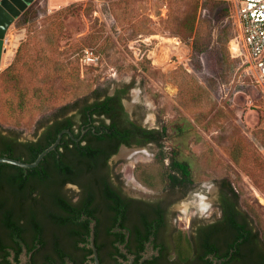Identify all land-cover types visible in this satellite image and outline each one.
Listing matches in <instances>:
<instances>
[{"label": "rangeland", "instance_id": "374dc122", "mask_svg": "<svg viewBox=\"0 0 264 264\" xmlns=\"http://www.w3.org/2000/svg\"><path fill=\"white\" fill-rule=\"evenodd\" d=\"M209 1L34 0L6 32L0 132L14 131L20 141L35 139L54 111L39 107L44 97L35 92L45 85L68 84L61 103L90 101L96 89L112 93L129 85L123 100L128 115L147 128L165 126L164 151L177 149L191 168L194 187L176 199L172 224L186 231L217 217L214 189L226 179L264 239V86L243 48L234 0H227L235 31L228 41L221 33L222 10H215L209 35L202 26ZM193 16L189 35L185 28ZM86 48L100 56L97 66L81 65ZM68 61L72 69L64 68ZM139 149L145 153L137 160L118 159L121 149L109 162L111 173L120 175L127 192L138 185L143 196H161L159 183L148 188L135 175L139 165L160 174L154 163L158 149L153 144ZM198 196L213 197L206 212L192 205L181 210Z\"/></svg>", "mask_w": 264, "mask_h": 264}, {"label": "trees", "instance_id": "16d2710c", "mask_svg": "<svg viewBox=\"0 0 264 264\" xmlns=\"http://www.w3.org/2000/svg\"><path fill=\"white\" fill-rule=\"evenodd\" d=\"M205 7L208 13L207 10L202 13V26L206 28V34L209 35L213 28L215 10L220 9L226 21V28L221 31L222 38L226 41L233 38L235 31L230 18V2L212 0ZM194 24L195 16L186 26L185 33L192 35ZM69 65L70 61L64 68H70ZM48 76L46 73L45 77ZM61 84L60 89L48 84L35 92L44 97L39 107L53 106L54 111L42 124L41 132L35 133L34 140L20 141L11 130L7 134L0 132V157L24 163L34 162L56 141L62 130L68 129L73 136L63 133L55 149L34 168L0 163V258L7 259L10 250L17 254L25 247L34 255L41 254L37 259H84L79 253L92 252L87 244L93 221L95 246L99 253L101 250L117 252L126 235L129 238L127 249L129 247L137 253L164 226V215L159 208L153 212L127 214L123 210V200L109 188L101 191V204L97 201L96 189L91 188L84 190L83 195L72 202L61 193L62 186L80 178L83 172L95 177V187L103 185L98 179L103 175L101 170L105 169V161L117 152L121 144L127 147L153 144L157 147L154 163L161 166L158 176L148 173L141 165L135 168L137 180L148 188L153 189L159 183L164 191H181L184 197L194 187L190 165L181 158L177 149L164 151L165 126L147 128L129 118L121 103L129 85L116 88L112 95H108L107 89H96L90 101L88 97H79L61 103L68 87L65 82ZM71 112L73 114L69 115ZM218 184L226 189V199H222L219 206L221 220L207 233H202L199 245L185 231H178L173 237L174 248L170 256L173 261L170 264H264V239L259 231H252L237 191L226 179ZM100 234L105 235V243L97 242ZM212 236H216L220 243L215 244ZM16 246H19L18 250ZM75 264H81L80 260Z\"/></svg>", "mask_w": 264, "mask_h": 264}, {"label": "flooded vegetation", "instance_id": "af4514ba", "mask_svg": "<svg viewBox=\"0 0 264 264\" xmlns=\"http://www.w3.org/2000/svg\"><path fill=\"white\" fill-rule=\"evenodd\" d=\"M114 91L112 92V94L114 93ZM112 94L108 93V95ZM123 100L124 99L121 100L123 109L128 114L124 106ZM69 115L71 114L69 113ZM129 118L131 119L130 116ZM121 146L125 145L121 144L118 147L117 152L111 155L105 161V169L101 170L103 175L100 176V178L98 179L106 185L103 184L95 187L93 185V183L95 182V177L92 176L89 172H83L84 175L76 179L75 181L66 182L61 188V193L66 197V199H69L74 202L79 198L80 195H83L84 190H88L89 188L96 189L98 195L97 201L101 204V191L104 192L103 188H109L115 193H117L118 196L123 200V210L127 214L131 215L138 211L153 212L155 209L159 208L164 215V226L157 233L156 237H151L148 241L144 243L143 248L139 252L136 253L135 250H129V247L127 249L126 245L129 242V238L128 235H126L125 242L118 246L119 250L117 252L113 251L112 253H109L107 251L101 250L99 253L96 249V253L99 264H170L173 261V258L172 260H170V256L171 254H173L174 248L173 237L175 234L178 233V231H180L179 228H176V226L172 224V217L176 214V211L173 209V205L176 199L184 198L191 190L184 197L182 196L181 191L171 192L170 190H165L161 196H143L144 194L136 195L132 192L125 191L122 186L121 177H118V175H112L111 168L109 165L110 160L119 153ZM132 147L139 148L137 146H131L129 148ZM215 190L216 193L213 205H215V208L217 210V217H213L210 221H205L203 223H197L194 225L192 224L185 231V233H187V235L196 245L200 244L202 233H207V230H209L212 225L216 224L217 222H219V220H221L222 212L220 211L219 206L221 204V200L226 199V189L221 188V186L218 184ZM252 231L254 232L255 230L252 229ZM90 238L91 235L89 237V243L87 244V247L91 249ZM212 239L216 242L215 244L220 243L219 239L216 236H212ZM97 242L105 243V235H98ZM81 245L83 246L84 244ZM16 249L18 250L19 246H16ZM33 253L34 252H28L25 247H23V249H19V252L17 254H15L14 251L10 250V254L6 257L7 259L0 258V264H75L76 260H80L81 264H94V258L92 256L93 251L90 254H85L83 252L79 253V256H81L82 258L84 257V259H37L38 256H41V254L36 253L34 255ZM23 255L25 259L22 258ZM161 255L163 256L161 257ZM207 257L212 259L214 258V256L211 255H207Z\"/></svg>", "mask_w": 264, "mask_h": 264}, {"label": "built area", "instance_id": "2783aa9c", "mask_svg": "<svg viewBox=\"0 0 264 264\" xmlns=\"http://www.w3.org/2000/svg\"><path fill=\"white\" fill-rule=\"evenodd\" d=\"M236 17L243 48L264 86V0H234ZM80 63L97 66L100 56L91 49H83Z\"/></svg>", "mask_w": 264, "mask_h": 264}, {"label": "water", "instance_id": "95a60500", "mask_svg": "<svg viewBox=\"0 0 264 264\" xmlns=\"http://www.w3.org/2000/svg\"><path fill=\"white\" fill-rule=\"evenodd\" d=\"M34 0H0V65H1V60H2V55L3 53L6 52V49L4 48V44L6 43V32L9 29V27L14 23V21L24 12L26 11V9L32 4ZM112 94V93H110ZM127 112H130V110L126 109ZM72 114V112L70 113ZM63 133H67L69 134L71 137L72 134L68 129L62 130L58 136L56 141L50 145L49 147H47L43 152H41L38 157L36 158V160L32 163H24L15 159H11L8 157H0V163H6V164H11V165H15L21 168H34L36 167L39 162L42 160V158L50 151L54 150L55 147L57 146V144L59 143L62 134ZM75 141H77L78 139L73 138ZM122 148H126V149H131L129 147L126 146H121L120 150ZM132 148H136V147H132ZM90 228H91V238H90V247L93 251V258H94V264H99L98 262V257H97V253H96V247L94 245V222H92L90 224ZM23 259L24 255L22 256ZM147 258V257H146Z\"/></svg>", "mask_w": 264, "mask_h": 264}, {"label": "bare ground", "instance_id": "6f19581e", "mask_svg": "<svg viewBox=\"0 0 264 264\" xmlns=\"http://www.w3.org/2000/svg\"><path fill=\"white\" fill-rule=\"evenodd\" d=\"M234 43V42H232ZM11 51V50H10ZM9 61V57L7 56V54L2 58V64L3 66L6 65ZM143 153H145V151L143 149H126V148H122V151L120 152V154L118 155V159H134L137 160L139 159V157L141 156V154L143 155ZM137 185V184H136ZM130 186V185H129ZM138 185L132 188L133 194L136 195H143L144 193L141 192L140 190L137 189ZM215 190V189H214ZM213 189H211V192L214 191ZM213 201V197L211 199L208 198H204L202 196H198L197 198H195L192 202L184 204L181 207V210L183 212H185L188 208V206L192 205L194 206L197 210H199L201 213L202 212H206L209 208V206L211 205V202Z\"/></svg>", "mask_w": 264, "mask_h": 264}]
</instances>
